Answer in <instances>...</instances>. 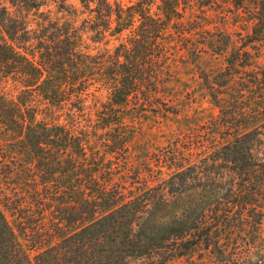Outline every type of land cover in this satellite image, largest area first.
Returning <instances> with one entry per match:
<instances>
[{
    "label": "trees",
    "instance_id": "trees-1",
    "mask_svg": "<svg viewBox=\"0 0 264 264\" xmlns=\"http://www.w3.org/2000/svg\"><path fill=\"white\" fill-rule=\"evenodd\" d=\"M78 1L86 17L76 28L53 18L52 8L72 13L69 0H0V82L16 79L22 88L17 99L0 88V264H176L202 255L210 264H264V130L257 125L264 119V54H252L264 43V0H160L155 15V0L127 8ZM192 2L231 4L251 30L238 42L210 37L201 48L171 38V25H182L187 11L179 4ZM83 29L97 42L127 29L131 35L113 52L91 56L80 51ZM178 46L196 56L231 49L220 88L238 67L263 74L252 87L242 83L238 98L249 110L234 112L232 122L244 130L233 141H214L205 151L184 134L156 170L143 171L149 161L133 156L139 121L176 114L165 90L181 59ZM102 66L112 93L94 121L87 102ZM205 81L216 104L227 103L225 92ZM38 102L68 123L38 120ZM231 232L256 245L232 249Z\"/></svg>",
    "mask_w": 264,
    "mask_h": 264
},
{
    "label": "rangeland",
    "instance_id": "rangeland-1",
    "mask_svg": "<svg viewBox=\"0 0 264 264\" xmlns=\"http://www.w3.org/2000/svg\"><path fill=\"white\" fill-rule=\"evenodd\" d=\"M112 1L120 3L127 8L138 0ZM69 3L73 6L72 13L69 14L65 11L52 8L53 18L61 24L69 23L73 27L78 28L81 26L83 18L86 15L81 13V6L78 0H69ZM162 7V2L155 0L151 6V11L154 15L158 14ZM184 7H187V11L185 12L182 25L181 23L171 25L167 35L175 39H186L188 42L198 45V48L203 47V42L210 39V37L221 43L227 39L238 42L241 36L246 35L251 30V25L246 23L241 11H236L231 4H213L204 8L201 7V4H196L195 2L191 4H179L180 11ZM130 35L131 29H127L122 34L115 36H110V33H108L106 39H103L102 42H97L93 38L91 31L83 29L80 51L91 56H96L103 52H113L120 42ZM236 44L238 45V43ZM256 48L252 51L254 56L258 53L264 54V43H259ZM217 52L218 54L215 55L211 49L204 48L199 56H196L192 55V53L186 54L180 46L176 48L174 54L178 55L181 59L178 62L177 68H174L175 73L172 81L168 83V87L165 90L169 95V100L176 114H172L168 118L159 119L143 116L139 121L142 131L133 145V156L135 160L143 158L149 161L146 167L143 166L145 168H143V171L156 170L158 166L157 160L160 156L167 154L170 148L175 146L178 138L184 134L192 137L195 144H201L203 146L201 148H204L203 150L206 151V148L210 147L214 141L224 145L233 141L236 134L244 130L243 126L241 128L238 126V122H232L234 112H237L239 107L249 110L245 105V103H248V100L246 98L239 99L238 93L243 82L252 87V84L248 82L255 77H261L263 72L259 69H254L253 66L238 67L237 72L233 74L227 85L220 88V86L216 85V80L228 78L226 56L231 53V49L221 54L219 51ZM254 61H257V59L255 58ZM102 68L98 67L99 75L92 87L91 95L87 102L89 114L94 121L96 120L98 110L103 103L109 100L112 93V85L107 81L104 75L105 69L103 66ZM207 78L211 81V85L214 86L215 84L216 88L225 92L224 96L227 103L216 104L211 95L212 90L208 85L206 86L205 80ZM0 88L13 99H17L22 89L21 84L16 79L1 81ZM248 92L250 93V91ZM233 96L236 98L234 99ZM156 102L162 103L163 99ZM241 102H244V104ZM38 106L41 110L38 120L68 123L66 115L58 116L57 113L47 115V111L41 102H38ZM225 119L228 120V124L224 122ZM257 125L262 126L259 130L263 131L264 119ZM255 126L256 124L250 115L249 126L246 130L252 131ZM4 149L5 147L1 145L0 157L2 158L1 154L4 152ZM8 156L7 159L10 161L12 155ZM7 192L10 193V189ZM6 213L12 222V217L8 212ZM228 234L234 238L228 240L227 243L229 246L234 247L232 249H236L238 245H247L246 247L256 245L251 238L239 240L238 233L236 232ZM245 235L247 234L243 233V236ZM261 238L264 239V231ZM23 243L28 246L26 240H23ZM258 243L259 241H257ZM27 248L29 249L30 257L34 259L37 252L35 249ZM204 257L203 255L199 256L197 261L180 260L176 264H210L208 260L201 262Z\"/></svg>",
    "mask_w": 264,
    "mask_h": 264
}]
</instances>
